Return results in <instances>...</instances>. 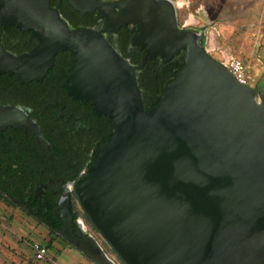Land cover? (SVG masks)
I'll return each instance as SVG.
<instances>
[{"label": "water", "instance_id": "obj_1", "mask_svg": "<svg viewBox=\"0 0 264 264\" xmlns=\"http://www.w3.org/2000/svg\"><path fill=\"white\" fill-rule=\"evenodd\" d=\"M95 13L102 31L136 27L131 47L183 64L159 101L143 110L135 73L101 31L71 30L50 0H0L3 27L31 32L20 55L0 43V75L42 80L59 52L72 55L67 89L110 125L76 187L86 218L123 264H264V93L240 84L179 27L170 0H64ZM21 128L47 143L20 108L0 105V131ZM8 197L7 195H5ZM56 235L92 264H116L72 227L68 202Z\"/></svg>", "mask_w": 264, "mask_h": 264}, {"label": "flooded vegetation", "instance_id": "obj_2", "mask_svg": "<svg viewBox=\"0 0 264 264\" xmlns=\"http://www.w3.org/2000/svg\"><path fill=\"white\" fill-rule=\"evenodd\" d=\"M99 23L78 28L101 31L116 46L135 73L142 103L151 107L173 77L170 61L164 63L159 57L144 59V49L131 47L130 40L137 32L135 26L128 25L113 34L102 31L103 20ZM27 35L31 41L26 39ZM19 37L24 38L23 44ZM34 40L31 32L19 31L14 26L0 36L3 49L13 55L25 53L20 47H29ZM71 59V53L66 51L40 81L24 84L14 76L0 75V105L25 111L48 143L37 142L21 128L6 127L0 131V198L57 238L55 233L61 225L59 212L68 202L73 229L81 228L97 241L96 234L100 235L78 204L75 189L86 177L96 148L108 140L110 125L105 117L95 115L89 104L69 94L66 86ZM253 82L252 88L264 93V82L255 85Z\"/></svg>", "mask_w": 264, "mask_h": 264}, {"label": "rangeland", "instance_id": "obj_3", "mask_svg": "<svg viewBox=\"0 0 264 264\" xmlns=\"http://www.w3.org/2000/svg\"><path fill=\"white\" fill-rule=\"evenodd\" d=\"M170 1L177 5L179 27L203 30V47L212 59L239 61L250 83L264 82V0ZM96 239L109 258L121 264L103 238L96 234ZM34 243L50 244L44 260L34 259ZM0 264L92 263L0 198Z\"/></svg>", "mask_w": 264, "mask_h": 264}, {"label": "trees", "instance_id": "obj_4", "mask_svg": "<svg viewBox=\"0 0 264 264\" xmlns=\"http://www.w3.org/2000/svg\"><path fill=\"white\" fill-rule=\"evenodd\" d=\"M50 7L55 8L59 11V13L61 14L62 18L64 19L65 22H67L68 26H72L74 29L80 27V26H84V27H89L93 24H101V20L96 16L95 13L93 14H87L85 16H80L77 12H74L64 0H50L49 3ZM9 31V27H3L2 28V33L3 32H8ZM123 31V30H122ZM132 30H129V33H131ZM21 44H23L24 42V38L19 37ZM26 39L28 41L30 40V35L26 36ZM1 43V41H0ZM36 44V40H34V42L32 44H30L29 47H24L21 46L20 50L21 51H26L28 52L30 50V48H32V46H34ZM201 45L204 46V39L201 42ZM65 52H59L54 60L55 63H59V61L62 59V57L64 56ZM183 58H184V51L181 50L179 52V54L177 56H175L171 61H170V66L174 69V74L173 77L170 79V81H172V79L174 78L175 73L179 70V68L182 66L183 64ZM169 81V82H170ZM160 96H157L153 102L154 106L158 101H159ZM151 106V107H152ZM151 107H147V105L145 103H143V110L147 111L149 110ZM83 180V179H82ZM16 184V183H15ZM20 185V182H18V187ZM20 192V189H19ZM4 201L6 203L9 204L8 200H6L5 198ZM50 247V244H48L46 247V249H48ZM114 253V252H113ZM119 261L121 262V260L119 259ZM121 264H123L121 262Z\"/></svg>", "mask_w": 264, "mask_h": 264}, {"label": "built area", "instance_id": "obj_5", "mask_svg": "<svg viewBox=\"0 0 264 264\" xmlns=\"http://www.w3.org/2000/svg\"><path fill=\"white\" fill-rule=\"evenodd\" d=\"M224 68H226L231 75L242 85L252 87L249 78L246 75L245 66L239 61L236 60H226L221 63ZM31 249L34 253V259L36 261L44 260L47 256V249L41 246L40 244H32Z\"/></svg>", "mask_w": 264, "mask_h": 264}, {"label": "bare ground", "instance_id": "obj_6", "mask_svg": "<svg viewBox=\"0 0 264 264\" xmlns=\"http://www.w3.org/2000/svg\"><path fill=\"white\" fill-rule=\"evenodd\" d=\"M177 6V5H176Z\"/></svg>", "mask_w": 264, "mask_h": 264}]
</instances>
